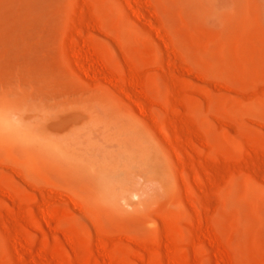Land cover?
Listing matches in <instances>:
<instances>
[{
    "label": "rangeland",
    "instance_id": "374dc122",
    "mask_svg": "<svg viewBox=\"0 0 264 264\" xmlns=\"http://www.w3.org/2000/svg\"><path fill=\"white\" fill-rule=\"evenodd\" d=\"M0 264H264V0H0Z\"/></svg>",
    "mask_w": 264,
    "mask_h": 264
},
{
    "label": "bare ground",
    "instance_id": "6f19581e",
    "mask_svg": "<svg viewBox=\"0 0 264 264\" xmlns=\"http://www.w3.org/2000/svg\"><path fill=\"white\" fill-rule=\"evenodd\" d=\"M27 126V125H26ZM26 129H28V130H30L31 131V129H29V127L28 128H26ZM40 132V131H39Z\"/></svg>",
    "mask_w": 264,
    "mask_h": 264
}]
</instances>
